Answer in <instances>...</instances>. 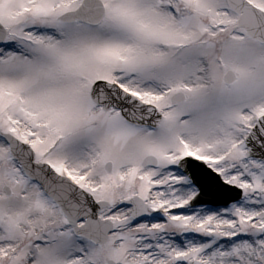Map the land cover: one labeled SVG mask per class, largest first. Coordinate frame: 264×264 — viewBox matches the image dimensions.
Instances as JSON below:
<instances>
[{
  "label": "snow or ice",
  "instance_id": "snow-or-ice-1",
  "mask_svg": "<svg viewBox=\"0 0 264 264\" xmlns=\"http://www.w3.org/2000/svg\"><path fill=\"white\" fill-rule=\"evenodd\" d=\"M0 264H264V0H0Z\"/></svg>",
  "mask_w": 264,
  "mask_h": 264
}]
</instances>
